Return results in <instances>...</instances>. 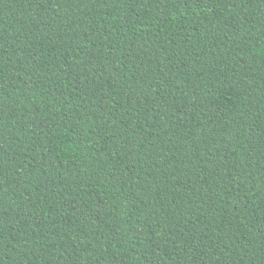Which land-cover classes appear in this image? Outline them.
<instances>
[{"label":"trees","instance_id":"16d2710c","mask_svg":"<svg viewBox=\"0 0 264 264\" xmlns=\"http://www.w3.org/2000/svg\"><path fill=\"white\" fill-rule=\"evenodd\" d=\"M0 264H264V0H0Z\"/></svg>","mask_w":264,"mask_h":264}]
</instances>
